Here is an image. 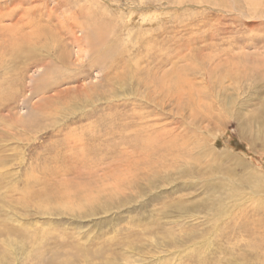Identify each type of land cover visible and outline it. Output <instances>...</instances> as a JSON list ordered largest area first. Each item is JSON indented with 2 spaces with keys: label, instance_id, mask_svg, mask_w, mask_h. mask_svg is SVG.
I'll return each mask as SVG.
<instances>
[{
  "label": "rangeland",
  "instance_id": "1",
  "mask_svg": "<svg viewBox=\"0 0 264 264\" xmlns=\"http://www.w3.org/2000/svg\"><path fill=\"white\" fill-rule=\"evenodd\" d=\"M263 115L264 0H0V264H264Z\"/></svg>",
  "mask_w": 264,
  "mask_h": 264
},
{
  "label": "bare ground",
  "instance_id": "2",
  "mask_svg": "<svg viewBox=\"0 0 264 264\" xmlns=\"http://www.w3.org/2000/svg\"><path fill=\"white\" fill-rule=\"evenodd\" d=\"M72 1V0H71ZM75 1V0H74ZM93 1V0H92ZM141 2V4H143V3H145V2H143V1H140ZM98 5H100V6H102V8L103 9H105V10H110L106 5H104V4H101V3H98ZM131 6V7H135V8H139V7H141V6H139V5H134V4H132V3H126V6ZM134 5V6H133ZM119 6V5H118ZM144 7V6H143ZM118 9H120V8H118ZM125 9H126V7H125ZM122 10H119L118 12H121ZM122 13V12H121ZM149 13V12H148ZM147 13V14H148ZM130 15L132 14L133 15V13H129ZM135 14V13H134ZM147 14H144V13H142V14H135V15H138V16H141V17H143V18H146L147 16H149V14L147 15ZM146 20V19H145ZM93 23L92 22H87L86 24V28L89 30L88 32H86V35H85V38L83 39V38H79L78 36H74V39H73V41L76 43V44H78V45H81V43L83 42H85V45L87 44H89V46L90 47H92V48H95V46H94V44H93V41L92 40H94L93 39V37L94 36H92V33L94 34L95 33V31L97 32V31H99V30H101V27H100V24H98V20H94L93 19ZM73 22V21H72ZM79 23V24H81L77 19H76V23ZM18 24V23H17ZM72 24V23H71ZM83 25V24H82ZM11 26V25H10ZM16 26V25H15ZM85 26V25H84ZM14 27V26H13ZM83 27V26H82ZM81 27V28H82ZM5 28V27H4ZM85 28V27H84ZM83 30V29H82ZM7 31V30H6ZM86 31V30H85ZM89 32H90V34H89ZM100 34H102V33H100ZM100 34H99V40H101V36H100ZM32 36V37H31ZM41 37V36H40ZM16 39V38H15ZM14 39V40H15ZM31 39H33V34L31 33L30 35H27V36H25V37H23L22 38V40H20L19 42H14V49L12 50V56L13 57H16V58H19V59H27V58H33V57H35L37 54H36V52L38 53L39 52V50H37L38 48H37V46H39V45H35V43H33L32 41H31ZM41 40H42V38H41ZM98 40V41H99ZM43 41V40H42ZM47 42V41H46ZM44 43V42H43ZM43 43H41V44H43ZM63 43V42H62ZM73 44V43H72ZM104 44V46H103V48L101 49V50H98V61L100 62V63H106V62H108V63H110V62H112L111 64H113L114 62H115V54H118L119 56H122V54L123 53H119L118 52V49L115 47V45L113 44V43H107V42H105V43H103ZM126 45V44H125ZM122 46H124V45H122ZM45 47H46V45H45ZM138 47V46H137ZM146 47H148V48H146ZM145 48L146 49H143V48H140V49H142V50H137V49H135V51H136V53H137V56H140L141 58H143V52L144 51H146L147 52V58H148V56L149 55H151L152 53H151V49H150V46L148 45V46H146ZM64 48V47H63ZM123 48V47H122ZM48 49V48H47ZM123 49H125V48H123ZM134 49V48H133ZM54 51V50H53ZM62 51H63V55H66V53H65V50L64 49H62ZM61 51V52H62ZM78 51V50H77ZM128 51H131V49L130 48H128ZM80 52V51H79ZM84 52V51H83ZM122 52V51H121ZM87 53V52H86ZM85 53V54H86ZM50 54V53H49ZM49 54L47 55V56H49ZM55 54V53H54ZM69 55V54H68ZM51 56V55H50ZM81 56V55H80ZM115 56V57H114ZM41 57V56H40ZM43 57V56H42ZM64 57V56H63ZM82 57V56H81ZM127 57V56H126ZM60 58L62 59V57H61V55H60ZM63 60V59H62ZM81 60V59H80ZM142 60V59H141ZM34 61V60H33ZM229 61V60H228ZM44 62V61H43ZM46 62V61H45ZM79 62V61H78ZM81 62V61H80ZM117 62H119L118 60H116V63ZM127 62V61H126ZM138 62V61H137ZM137 62H135V63H128L129 65L128 66H126V68H128V70H126V72L122 75L121 74V77L120 78H118L117 80H118V86L119 87H123V86H125V85H129V84H132L134 81H136V80H139L138 82H142L143 83V85H147L148 86V83H149V81H148V79H153L154 77H152L151 76V74L150 73H146V72H144L142 69H140L139 68V63H137ZM33 63V62H32ZM49 62L47 61V64H43L44 66H45V70H46V72L48 71V70H50L51 69V66H50V63L48 64ZM53 64V63H52ZM141 64V63H140ZM43 65H41V66H43ZM112 66V65H111ZM44 68V67H43ZM51 72V71H50ZM49 73V72H48ZM51 74V73H50ZM48 77V76H47ZM242 77V76H241ZM51 79V78H50ZM155 80V79H154ZM44 81V80H43ZM46 81V80H45ZM50 81V80H49ZM54 81V80H53ZM137 82V83H138ZM53 83V82H52ZM42 84V83H41ZM44 84V83H43ZM48 84V83H47ZM117 84V83H116ZM153 84V83H152ZM157 84H158V86H159V88H161L160 86H161V83H160V80L158 81L157 80ZM35 85V84H34ZM39 85H40V83H39ZM54 85V84H53ZM152 86V85H151ZM154 86V85H153ZM158 88V89H159ZM34 89L35 90H38V89H41V87H39L38 85H36L35 87H34ZM78 89V88H77ZM124 89V88H123ZM163 89V88H162ZM86 91V90H85ZM84 91V92H85ZM138 93V92H137ZM258 94V93H257ZM249 96V95H248ZM110 98V97H109ZM261 98V97H260ZM150 99V98H149ZM264 116V115H263ZM261 117V116H260ZM140 118V117H139ZM137 119V118H136ZM261 119V118H260ZM263 119V118H262ZM139 124V123H138ZM263 140H264V137L262 138ZM75 141H76V139H75ZM79 143V142H78ZM76 144V143H75Z\"/></svg>",
  "mask_w": 264,
  "mask_h": 264
}]
</instances>
